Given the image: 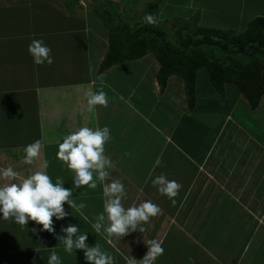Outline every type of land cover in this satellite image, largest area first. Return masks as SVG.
<instances>
[{
    "label": "crops",
    "instance_id": "obj_1",
    "mask_svg": "<svg viewBox=\"0 0 264 264\" xmlns=\"http://www.w3.org/2000/svg\"><path fill=\"white\" fill-rule=\"evenodd\" d=\"M111 7L113 27L133 32L146 25L143 17L151 13L157 25L167 26L166 39L172 43L178 40V26L241 33L252 20L264 19V0H0V168L11 166L23 179L50 158L48 174L70 187L69 172L50 170L57 141L81 125H108L112 139L105 154L114 167L105 183L124 182L125 207L149 199L161 214L151 218L145 232L108 244L84 219L103 211L102 188L83 186L73 193L86 205L83 215L65 203L71 215L60 221L53 217L57 232L71 221L81 233L89 232L88 243L113 251L116 264H126L125 256L138 262L150 239L163 241L165 249L156 264H234L243 256L248 258L243 264H264V96L252 108L239 91L229 93L231 84L221 95L200 68L189 106L177 75L160 89L159 66L151 53L100 71L113 33L106 24ZM33 39L51 48V64L33 63L28 53ZM201 69L208 84L197 90ZM100 76L109 104L89 113L77 100L85 99V90L99 88ZM35 140L41 141L40 156L25 165L24 147ZM157 158L161 164L154 168ZM161 173L183 185L174 205L151 185L150 174ZM34 224L0 220V264H47L53 249L63 264H85L82 250L64 253L52 233L34 234ZM220 225L225 229L219 231Z\"/></svg>",
    "mask_w": 264,
    "mask_h": 264
},
{
    "label": "clouds",
    "instance_id": "obj_2",
    "mask_svg": "<svg viewBox=\"0 0 264 264\" xmlns=\"http://www.w3.org/2000/svg\"><path fill=\"white\" fill-rule=\"evenodd\" d=\"M143 20L148 24L156 23L151 13L145 14ZM28 53L36 65L53 62L51 48L43 39H33L28 45ZM98 80L100 86L97 90L89 88L84 93L86 110L89 113L94 112L97 105L106 108L109 104L108 94L103 90V76L98 77ZM111 139V129L108 125L103 127L81 125L68 130L60 137L55 158L61 161L70 173V187H65L66 181L60 177L53 180L47 172L49 167L47 160L42 169L31 172L23 179H19L18 172L11 166L0 168V180L19 181L0 183V220H8L21 226L34 221L31 231L36 235L45 230L52 233L63 246L64 253L71 255L76 250H82L85 264H116L113 251L99 243H88L89 232L81 233L80 228L71 221L61 224L60 231L57 232L53 221V217L60 221L71 215L65 210V203L70 209L83 215L85 203L82 201L78 203L73 198L74 190L83 186L93 190L102 188L103 211L91 219L86 216L84 219L91 226L92 233L104 237L108 244H112L113 238L122 239L137 231L145 232V225L151 222V218L161 214L160 206L149 199L125 207L123 201L128 198V192L124 182L111 179L105 183L110 177V169L114 167L112 159L105 154V145ZM41 146L40 140L25 145L22 163L32 165L40 156ZM160 164L161 160L157 158L154 168ZM149 179L161 196L167 197L173 205L176 203L175 197L183 187L181 183L169 179L165 173L154 177L150 174ZM41 225L42 227H39ZM162 245L163 241L148 240L147 252L143 258L134 262L125 256L126 264H156L157 258L165 251ZM47 264H63L60 254L55 249L50 251Z\"/></svg>",
    "mask_w": 264,
    "mask_h": 264
},
{
    "label": "trees",
    "instance_id": "obj_3",
    "mask_svg": "<svg viewBox=\"0 0 264 264\" xmlns=\"http://www.w3.org/2000/svg\"><path fill=\"white\" fill-rule=\"evenodd\" d=\"M176 28L178 40L177 44H172L163 32L146 25L133 32H126L125 26H115L99 70L151 53L159 63L156 79L160 89L166 86L169 76L177 75L183 82L189 106L194 103L196 70L200 68L207 71L210 84L221 95L224 87L231 84L252 108L258 106L264 96L263 18L252 20L241 33L216 32L201 27Z\"/></svg>",
    "mask_w": 264,
    "mask_h": 264
},
{
    "label": "rangeland",
    "instance_id": "obj_4",
    "mask_svg": "<svg viewBox=\"0 0 264 264\" xmlns=\"http://www.w3.org/2000/svg\"><path fill=\"white\" fill-rule=\"evenodd\" d=\"M123 4L124 3H128V4H132V2L131 1H128V2H122ZM99 4V3H98ZM90 8L92 9V6H90ZM95 9V8H94ZM51 10V9H50ZM114 12H115V7H111L109 10H108V14H109V16H108V18H107V16H106V14H104V12L102 13V14H104V16H103V18H104V20H106V19H108L107 21H110V23H106V24H109V29L111 30V29H113L114 27V25H112V23H111V17H113L114 18ZM78 13H81V12H78ZM97 13V12H96ZM95 13V14H96ZM128 13H130V12H128ZM128 13L126 14V15H128ZM91 18V16H89L88 18H86L87 20H89ZM135 18H137V19H140V21H142V17H140V18H138V17H135ZM146 25H147V23H146ZM149 25V27H152V28H154V29H158L157 31H161V32H163L164 33V36L165 37H167V34H168V31L167 30H165V29H167V26H160V25H157L156 23L155 24H148ZM126 28V27H125ZM126 30V32H127V30H128V28H126L125 29ZM131 32V31H130ZM130 32H128V33H130ZM92 35H93V33L92 32H90ZM104 34H106V32H104L102 35H104ZM201 38V37H200ZM172 43V42H171ZM173 44V43H172ZM175 44H177V42H175ZM178 48L180 47V46H177ZM150 60V59H149ZM157 61V60H156ZM158 63V62H157ZM144 64V63H143ZM143 64H142V66H143ZM146 64V63H145ZM152 65V64H151ZM151 65H148V67H150ZM141 66V67H142ZM158 66H159V63H158ZM206 72L204 71V70H199L198 71V77H197V90H201V89H203V88H206L207 87V84H208V81L206 82V80L204 79V74H205ZM228 90H229V93H231V92H238V89L236 88V86H234V85H231L229 88H228ZM84 90H82V92H83ZM81 92V91H80ZM86 92V90L83 92V93H85ZM78 93V92H77ZM82 94L81 93H78V97L79 96H81ZM132 99H135L136 100V97L135 98H132ZM78 102H81V105H82V107H84V108H86L87 107V105H86V100L84 99V98H80V100H77V104H79ZM262 103H263V105H264V99H263V101H262ZM96 118H98V115H96ZM50 161V158H49V160H48V162ZM36 163H37V161H36ZM35 163V164H36ZM38 164H39V161H38ZM28 168V167H27ZM29 169H30V167H29ZM37 170H39V169H37ZM37 170H35V171H37ZM50 170H52V171H57V173L58 172H61L62 173V171H65V172H68L66 169H65V167L62 165V162L61 161H57V160H55L53 157L51 158V162H50ZM52 173V172H51ZM52 174H54V173H52ZM1 182V181H0ZM3 221V220H2ZM222 225H220L219 227H217L218 229H219V231L221 230V229H225V227H221ZM232 229V228H231ZM226 231H228V232H230L229 231V229H226ZM232 231V230H231ZM229 237L230 238H232L233 237V235H232V233H230L229 234ZM205 256H207V254H204ZM194 256V255H193ZM248 260V258L247 257H245V256H243V258H242V261H241V259L239 260V262L237 263V262H234V264H243V262H245V261H247ZM75 261H76V259H75ZM236 261V260H235Z\"/></svg>",
    "mask_w": 264,
    "mask_h": 264
},
{
    "label": "water",
    "instance_id": "obj_5",
    "mask_svg": "<svg viewBox=\"0 0 264 264\" xmlns=\"http://www.w3.org/2000/svg\"><path fill=\"white\" fill-rule=\"evenodd\" d=\"M261 55H262V63H263V67H264V52H262Z\"/></svg>",
    "mask_w": 264,
    "mask_h": 264
}]
</instances>
